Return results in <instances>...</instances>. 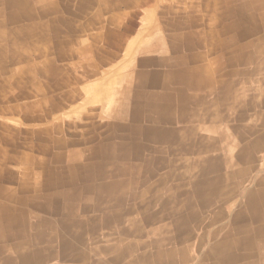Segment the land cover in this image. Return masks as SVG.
Wrapping results in <instances>:
<instances>
[{"label":"crops","instance_id":"obj_1","mask_svg":"<svg viewBox=\"0 0 264 264\" xmlns=\"http://www.w3.org/2000/svg\"><path fill=\"white\" fill-rule=\"evenodd\" d=\"M251 2L0 0L4 264H264L236 233L248 203L264 225Z\"/></svg>","mask_w":264,"mask_h":264},{"label":"bare ground","instance_id":"obj_2","mask_svg":"<svg viewBox=\"0 0 264 264\" xmlns=\"http://www.w3.org/2000/svg\"><path fill=\"white\" fill-rule=\"evenodd\" d=\"M12 1V0H10ZM20 3L25 4H29V0H17ZM13 2H16V0H13ZM252 5L257 6V7H262L261 10H257L256 11V22L258 24H263L262 28L264 29V0H252ZM14 4V3H13ZM26 6V5H25ZM256 10V9H255ZM152 21V20H151ZM217 21V20H216ZM219 22V20H218ZM228 30V29H227ZM30 31V30H29ZM22 33V32H20ZM260 34V33H259ZM216 35V34H215ZM264 35V34H263ZM256 36V35H255ZM160 39V38H159ZM161 41V40H160ZM162 42V41H161ZM150 46V45H149ZM162 46V45H161ZM20 48V47H19ZM155 48V47H154ZM162 49V48H161ZM76 154V153H75ZM75 154H74V159H75ZM69 158V157H68ZM84 159V158H83ZM82 161V160H81ZM46 164V163H45ZM75 167V166H74ZM262 174V173H261ZM263 179V178H262ZM255 180V179H254ZM247 195V194H246ZM244 198V197H243ZM253 198V197H252ZM249 200V198H248ZM247 200V201H248ZM260 200V199H259ZM175 206V205H174ZM235 208V207H234ZM263 209V208H262ZM108 214V213H107ZM262 213L260 210V206L259 204H245L244 206H242L240 209H238L237 213H236V233H243V236H241V240L244 242L249 243L251 238H253V232H257V231H261L264 232V225L261 224L259 226H254V221H259L261 222L262 218ZM253 222V223H251ZM221 223V222H219ZM176 226V225H174ZM264 234V233H263ZM261 235V234H260ZM58 235L56 236H44L43 241L47 242V244L52 243L53 241H55L56 239L58 240ZM234 238H236L235 236H233V238L231 240H234ZM138 244V243H137ZM228 244L230 245H234V243L232 241H229ZM240 245V244H239ZM205 248V247H204ZM237 249V247L235 248ZM120 251V250H119ZM33 252V251H32ZM28 254V256H36L33 253ZM41 250L37 251V256L40 254ZM236 253V252H235ZM225 254V255H222ZM219 255H222L219 259L222 262H228L230 260L233 259V256H231L229 253H222ZM229 254V255H227ZM22 257V256H20ZM29 257V258H30ZM249 257V256H248ZM38 258V257H37ZM251 260V259H250ZM259 262V260H258ZM111 263V262H110ZM252 264V263H251Z\"/></svg>","mask_w":264,"mask_h":264},{"label":"rangeland","instance_id":"obj_3","mask_svg":"<svg viewBox=\"0 0 264 264\" xmlns=\"http://www.w3.org/2000/svg\"><path fill=\"white\" fill-rule=\"evenodd\" d=\"M252 12H254V11H252ZM229 14H231V13H228V15ZM246 14H248V13H246ZM224 16H225V12H221V18H225ZM253 21L255 22V17L253 18ZM246 30H248V29H246ZM259 33L261 35H263L264 34V29L263 28H257V27L251 28V34L253 36H255V35L258 36V35H260ZM261 111H264V108L263 109L260 108L257 111V115H253V118L256 119V117H258V115H261V113H262ZM75 114L76 115L73 116L72 118H70L68 116L67 117V119H68L67 121L74 120V121H77L78 122L77 124L74 123V124H67V125L63 124L62 125V129L64 131H66L67 133L68 132H72L73 133L76 130L77 131H80V130H82L81 128H84L85 127L84 124L88 125V119L87 118L84 119V117H82L83 115H87L88 116V109H85L84 112H80L79 111V112H77ZM262 126L264 127V125H260L256 121H254V123H253V132L259 131ZM4 254H5V252L2 251V250H0V264H4L3 263ZM42 264H53V263H50V262L47 261V262H43Z\"/></svg>","mask_w":264,"mask_h":264}]
</instances>
